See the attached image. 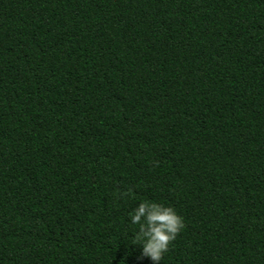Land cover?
I'll return each instance as SVG.
<instances>
[{
    "label": "trees",
    "instance_id": "16d2710c",
    "mask_svg": "<svg viewBox=\"0 0 264 264\" xmlns=\"http://www.w3.org/2000/svg\"><path fill=\"white\" fill-rule=\"evenodd\" d=\"M145 199L264 264V0H0V264H150Z\"/></svg>",
    "mask_w": 264,
    "mask_h": 264
},
{
    "label": "clouds",
    "instance_id": "9594fccd",
    "mask_svg": "<svg viewBox=\"0 0 264 264\" xmlns=\"http://www.w3.org/2000/svg\"><path fill=\"white\" fill-rule=\"evenodd\" d=\"M133 196V190L120 193L121 198ZM126 218L133 233L132 243L140 249L139 258L148 259L150 264H161L170 245L184 228L183 218L173 207L151 199L139 201L126 213Z\"/></svg>",
    "mask_w": 264,
    "mask_h": 264
}]
</instances>
